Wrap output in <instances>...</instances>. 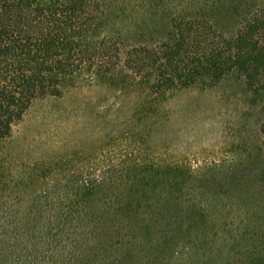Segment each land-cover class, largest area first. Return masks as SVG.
Listing matches in <instances>:
<instances>
[{"label":"trees","instance_id":"16d2710c","mask_svg":"<svg viewBox=\"0 0 264 264\" xmlns=\"http://www.w3.org/2000/svg\"><path fill=\"white\" fill-rule=\"evenodd\" d=\"M200 4L205 13L196 8L186 20L181 10L162 7L163 0H0V142L34 100L60 97L79 74L98 84L116 82L109 73L119 65L124 44L129 91L145 86L148 96L157 97L187 78L210 74L216 80L232 71L252 90H264V0ZM220 9L238 16L234 34L215 27L212 15ZM146 10L167 13L175 39L146 43L140 34ZM173 168L151 164L130 174L115 167L95 179L81 169L30 189L21 206L0 203V264L176 263L174 245L188 240L191 227L176 221L173 228L174 202H187L189 216L198 213L199 234L214 218L189 205V192H175L177 175L187 179L192 173ZM6 191L0 187V202ZM259 221L243 229L249 236L245 246L227 254L229 261L240 257L231 264H264Z\"/></svg>","mask_w":264,"mask_h":264},{"label":"rangeland","instance_id":"374dc122","mask_svg":"<svg viewBox=\"0 0 264 264\" xmlns=\"http://www.w3.org/2000/svg\"><path fill=\"white\" fill-rule=\"evenodd\" d=\"M201 2L163 0L162 7L181 10L189 20L196 8L205 13ZM212 16L223 35L236 32L234 12ZM143 18L140 34L146 43L168 35L175 39L167 13L146 10ZM126 47L109 73L116 82L98 84L81 73L60 97L33 101L10 137L0 142V187L9 190L0 203L3 208L16 202L21 206L30 189L54 185V176L81 169L90 179L115 167L124 173L151 164L188 170L190 178L177 175L175 192H189V205L214 220L199 234L198 213L189 216L187 202H174L178 218L173 228L176 221L191 227L188 240L174 245L175 261L231 264L240 257L229 261L227 254L245 246V226L258 217L264 228V90H252L232 71L216 80L210 74L187 78L157 97L148 96L145 86L129 91ZM146 102L149 110L142 108Z\"/></svg>","mask_w":264,"mask_h":264}]
</instances>
